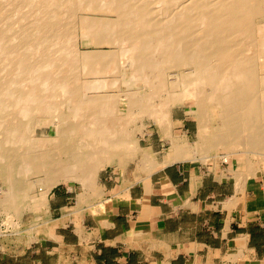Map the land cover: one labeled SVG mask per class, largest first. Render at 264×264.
Instances as JSON below:
<instances>
[{
  "label": "bare ground",
  "instance_id": "6f19581e",
  "mask_svg": "<svg viewBox=\"0 0 264 264\" xmlns=\"http://www.w3.org/2000/svg\"><path fill=\"white\" fill-rule=\"evenodd\" d=\"M186 159L264 172V0H0L1 236L31 241L60 183L101 198L105 166L129 189Z\"/></svg>",
  "mask_w": 264,
  "mask_h": 264
},
{
  "label": "crops",
  "instance_id": "0c3cea01",
  "mask_svg": "<svg viewBox=\"0 0 264 264\" xmlns=\"http://www.w3.org/2000/svg\"><path fill=\"white\" fill-rule=\"evenodd\" d=\"M178 119L177 129L184 130L177 134L194 141L197 131L185 130L187 118ZM165 140L170 146L167 152L148 146L160 162L173 149ZM238 170L246 171L247 166L234 160H178L159 167L148 181H135L129 190L123 185L125 173L110 168L100 178L104 195L85 201L80 198L81 184L56 185L49 195V223L27 243L15 240L0 246V260L5 264H264V172L240 183Z\"/></svg>",
  "mask_w": 264,
  "mask_h": 264
},
{
  "label": "rangeland",
  "instance_id": "374dc122",
  "mask_svg": "<svg viewBox=\"0 0 264 264\" xmlns=\"http://www.w3.org/2000/svg\"><path fill=\"white\" fill-rule=\"evenodd\" d=\"M190 107H191L190 104L186 105V107H184V109L178 110L175 115L178 116V117H185V118H187V120L184 122L185 123V126H184L185 130H190L191 133H195L197 131V122L195 120H191L192 118L186 116V114H185V109H188ZM147 123H148L149 127L153 130V132H152L153 134H151L150 136L147 134L145 136L146 138L143 137L142 138V145L143 146H150V145H152V147L155 150H158L159 152H167L168 151V148L170 146H169L168 142L165 140L166 137L161 134V132L156 128L155 124L149 123V121ZM182 128L183 127L179 128V129H176L177 130V133H180L182 130H184ZM110 168H113V167H111V166H108V167L105 166L102 169L101 175L104 172H106V170H108ZM117 170L120 171L121 173L124 172L123 169H121V168H119ZM101 175H100V178H101ZM71 183H73V184H77V183L80 184L78 181H71ZM65 184H67V183H60L58 185H61L62 186V185H65ZM10 230H11V228H8L7 229L6 225L3 223V218L0 216V246L3 245L2 247H4L5 244L7 245L9 242L10 243H13V241L16 239L14 236H12L13 237L12 238L11 235H9V238H6V237L4 238L3 236H1V233L2 232L5 233V234H8V232ZM0 249H2V248H0ZM0 264H5V263L0 260Z\"/></svg>",
  "mask_w": 264,
  "mask_h": 264
}]
</instances>
